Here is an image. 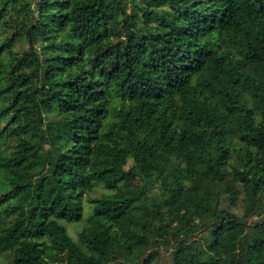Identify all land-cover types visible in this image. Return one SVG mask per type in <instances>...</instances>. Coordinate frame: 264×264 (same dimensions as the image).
<instances>
[{
  "label": "trees",
  "instance_id": "16d2710c",
  "mask_svg": "<svg viewBox=\"0 0 264 264\" xmlns=\"http://www.w3.org/2000/svg\"><path fill=\"white\" fill-rule=\"evenodd\" d=\"M0 120L13 264H264V0H0Z\"/></svg>",
  "mask_w": 264,
  "mask_h": 264
},
{
  "label": "rangeland",
  "instance_id": "374dc122",
  "mask_svg": "<svg viewBox=\"0 0 264 264\" xmlns=\"http://www.w3.org/2000/svg\"><path fill=\"white\" fill-rule=\"evenodd\" d=\"M22 48H28V44L24 43L23 45L15 46L16 51H21ZM5 125H6V120H0V133L2 129L5 127ZM2 149H3V146L1 145V142H0V151ZM132 164H133V161L130 159L129 165H132ZM131 182L138 189H142L145 185V182L140 177L131 178ZM104 193H109V191L105 190L102 187H98V188H95L93 191L89 192L88 197H97ZM223 206L226 208H229L231 211L236 212L240 215L243 214V209L240 205L232 206L228 200H224ZM86 209H87L86 215H88V213H90L92 210V205L88 202H86ZM253 219H256V218H253ZM85 224H86L85 222H80V223H71L67 225H68L71 235L75 239H77L78 233L83 229ZM154 249L156 250L159 249L160 251V257L157 260L156 264H173L172 259H171L172 249H168L166 246L161 245V246H153V248L150 250H154ZM0 264H13V259L11 255L9 253H6L3 256H0Z\"/></svg>",
  "mask_w": 264,
  "mask_h": 264
}]
</instances>
